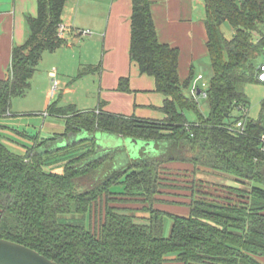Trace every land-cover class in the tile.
Returning a JSON list of instances; mask_svg holds the SVG:
<instances>
[{
    "label": "trees",
    "instance_id": "obj_1",
    "mask_svg": "<svg viewBox=\"0 0 264 264\" xmlns=\"http://www.w3.org/2000/svg\"><path fill=\"white\" fill-rule=\"evenodd\" d=\"M67 1L37 0V17H26L29 36L13 47L8 78L0 80V239L59 264H264V101L260 118L252 120L240 89L262 83L257 61L264 56V0H204L212 70L208 117L187 94L194 73L180 81L179 49L158 39L151 0H131L130 59L141 75L155 79L166 118L111 114L104 103L88 111L53 103L46 114L64 120L65 132L32 137L34 146L19 155L3 142V120L20 117L12 113L13 99L31 89L43 55L68 44L59 36ZM225 23L234 28L231 39L222 32ZM98 69L86 68L79 77ZM129 85L121 79L118 90L130 92ZM185 111L198 120L189 121ZM237 111L243 114L234 116ZM82 133L89 138L59 147L63 138ZM100 133L151 142L163 152L135 158L125 148L102 149ZM174 162L193 165L194 174L204 169L229 176L241 187L196 181L188 188L187 216L155 209L165 166ZM58 166L62 173L53 171ZM122 201L148 205L142 211L149 217Z\"/></svg>",
    "mask_w": 264,
    "mask_h": 264
},
{
    "label": "crops",
    "instance_id": "obj_2",
    "mask_svg": "<svg viewBox=\"0 0 264 264\" xmlns=\"http://www.w3.org/2000/svg\"><path fill=\"white\" fill-rule=\"evenodd\" d=\"M151 2L152 17L160 43L168 44L180 51L179 77L181 83L183 84L192 72L196 80L199 75H203L202 71L195 75L196 66L203 60L209 62L204 0H151ZM37 15V0H0V80L8 78L13 47L23 45L29 36L26 17H37ZM131 15V0L67 1L62 19L63 25L66 27L64 39L68 44L52 53L53 56L50 57L51 59L55 58L56 61L53 63L52 69L43 78L42 76L37 77L38 80L35 82H48L44 101L45 112L54 103L51 97V82L57 80L59 72L63 78H69L63 72L71 64V69L74 72L76 70L79 72L81 68L101 66L102 84L99 91V105L104 103V112L157 121L166 118V115L159 110L166 98L156 91L155 79L141 75L138 66L130 59ZM83 31H89L91 35L79 37L78 33ZM84 38L87 39V43L81 41ZM90 44L94 47H91ZM77 53L81 54V58L75 65ZM45 55L46 53L43 55V59H45ZM124 78H128L130 81V92L118 90L120 80ZM72 92L74 91L69 88L64 91L68 95ZM73 106L78 109V106ZM80 111H88V109H80ZM19 113L17 111L15 114ZM168 165L165 166L166 172L164 171V173L194 175V167L191 164L174 162ZM202 171H206L207 176H212L215 180H224V183L220 184L215 181L211 184L207 182L210 185L241 187L240 183L229 176L204 169ZM198 175L200 174L198 173ZM169 179L171 178L169 177ZM197 179L200 181L201 178ZM167 184L176 190L170 192L171 195L163 196L168 192L163 191L162 186L159 194L155 197L157 203L154 208L171 214L187 216L189 208L182 214L177 213L175 209L176 205L187 206L189 204L191 193L184 189L191 186L176 183L175 185ZM180 187L184 189L177 191ZM130 205L129 207L139 210L140 205L142 208L148 207L143 203H130ZM139 217L147 218V213ZM262 261L264 262V258Z\"/></svg>",
    "mask_w": 264,
    "mask_h": 264
},
{
    "label": "rangeland",
    "instance_id": "obj_3",
    "mask_svg": "<svg viewBox=\"0 0 264 264\" xmlns=\"http://www.w3.org/2000/svg\"><path fill=\"white\" fill-rule=\"evenodd\" d=\"M222 32L225 35L227 39H231L234 35V28L229 24L225 23L222 26ZM79 37H83V35L79 32ZM82 42L87 43V39L81 40ZM91 47H94L90 44ZM88 46L89 48H91ZM41 63L38 66L37 72L35 74V78L31 81V89L28 91V93L24 97H18L13 99L12 102V113L15 114L17 111L20 113L18 114L20 117H8L3 120V125L6 126L8 129H5L3 131L4 136V144L14 153H17L19 155H25L28 152V149L32 146H34V142L30 139L32 137H39L40 139H48L50 137H53L57 134L61 135L65 132V122L62 119L49 117L47 116L44 108V101H45V95H46V89L48 88V82L44 81H37L36 79L39 76H43L52 69V65L55 61L54 59H51L50 56H53L52 53H46ZM85 56V55H83ZM81 54L77 53V59L75 61V65L78 63V60H80ZM45 60V61H44ZM258 64H264V56L261 57L258 61ZM74 65V66H75ZM78 67V66H77ZM196 73L199 71H202L204 75V79L197 82L199 88L202 87L203 83H206L207 86L209 85L210 79L212 77V70L210 63L208 60H203L201 63H199L196 66ZM72 68V65L70 64L68 66L67 70H64V74H66L69 78H63L61 73L59 72V77L57 80L59 81V85L55 88V80L51 82V97L53 98V102L57 103L60 107H67L70 105H76L78 106V109H88V110H95L97 107H99V91L101 89V77L100 74L102 72V68L98 69L97 72L86 75V76H80V74L84 71L86 68H81L78 72H74ZM195 82V79H194ZM72 89L74 92L68 94H65V89ZM240 89L246 94V96L249 99V109L247 112V117L252 120H258L260 118V115L262 113V103L264 101V83H249L242 85ZM187 94H190V90L187 91ZM198 106H199V113L203 117H208L210 114V109L208 105L207 99L202 96L198 95L195 97ZM52 102V103H53ZM86 108H81V107ZM20 109V110H19ZM243 113L240 111H237L234 113V116H241ZM16 115V114H15ZM185 115L191 122H196L198 120V114L193 111H185ZM12 130L18 131L21 134H17L13 132ZM98 145L101 146L103 149H113V148H125L127 152L131 154V156L135 158H141V157H148V156H154V154L159 155V153L163 152V148L160 149V151H149L144 147H136L129 139H123L119 138L117 136H111L107 134H98L97 136ZM89 138V135L86 133H82L74 139H64L61 140L59 143L61 144L59 147H66L69 143H73L74 141L79 142L80 140H84ZM169 166V165H168ZM55 173L63 172V166H58L53 169ZM166 172V171H165ZM175 173L177 171H174ZM199 174H194L192 176L187 173L186 175H177V174H168L163 173V176L165 179H163V183L166 185L168 182L175 185L176 184H184L187 186H191L192 183L194 184L196 181H198V177L200 179V182H209L210 184L215 181L216 183H224L223 179L215 180L212 176H207L206 171L203 172L202 170L199 171ZM203 174V175H202ZM169 177L171 179H169ZM177 178L178 180H176ZM166 180V181H165ZM165 181V182H164ZM208 183V184H209ZM163 186V191L168 192V194H164L163 196L171 195L170 192H174L176 189L172 188V186ZM208 187V185H207ZM175 189V190H174ZM179 188L177 191H182ZM188 190V188L184 189ZM120 191V190H118ZM122 206L129 207L131 206L129 203L122 201ZM141 208L137 211V215L144 216L146 213L142 211V205H140ZM139 206V207H140ZM188 209V206L186 205H176V211L177 213H183ZM141 214V215H140ZM144 214V215H142ZM72 216H70L71 218ZM149 217V214L147 213V218ZM86 225H89V221L87 220ZM172 221L170 217H166L164 221V235L169 236L171 231ZM171 264V263H170ZM176 264V263H172Z\"/></svg>",
    "mask_w": 264,
    "mask_h": 264
},
{
    "label": "water",
    "instance_id": "obj_4",
    "mask_svg": "<svg viewBox=\"0 0 264 264\" xmlns=\"http://www.w3.org/2000/svg\"><path fill=\"white\" fill-rule=\"evenodd\" d=\"M200 92H198V95ZM136 147L154 150V143L129 139ZM0 264H59L22 244L0 239Z\"/></svg>",
    "mask_w": 264,
    "mask_h": 264
},
{
    "label": "built area",
    "instance_id": "obj_5",
    "mask_svg": "<svg viewBox=\"0 0 264 264\" xmlns=\"http://www.w3.org/2000/svg\"><path fill=\"white\" fill-rule=\"evenodd\" d=\"M65 33H66V27L64 25H61L59 27V36L61 38H64ZM81 34L83 36L91 35L89 31H83V32H81ZM203 79H204V76L203 75H199L197 77V79L195 80V82L193 83V85H192V87L190 89V92H191V95L194 96V97L198 96V92H200L199 95H202V96H204L207 99V91H208L209 85L207 86L206 83H203L202 87L199 88L198 85L196 84L197 82H199V81H201ZM258 80L260 82L264 83V64H261L260 67H259ZM54 83H55V88H56L59 85V82L57 80H55ZM238 126L242 127V124H239Z\"/></svg>",
    "mask_w": 264,
    "mask_h": 264
}]
</instances>
